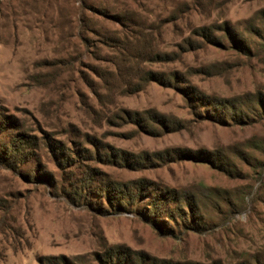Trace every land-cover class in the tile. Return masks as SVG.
I'll return each mask as SVG.
<instances>
[{
  "label": "rangeland",
  "instance_id": "1",
  "mask_svg": "<svg viewBox=\"0 0 264 264\" xmlns=\"http://www.w3.org/2000/svg\"><path fill=\"white\" fill-rule=\"evenodd\" d=\"M262 9L0 0V264H117L113 250L128 264L264 258V41L247 56L221 29L249 37L243 25ZM209 26L221 44L197 34ZM237 99L245 123L232 111L221 123V103ZM167 189L197 206L199 228L166 217L177 202L148 208Z\"/></svg>",
  "mask_w": 264,
  "mask_h": 264
},
{
  "label": "trees",
  "instance_id": "2",
  "mask_svg": "<svg viewBox=\"0 0 264 264\" xmlns=\"http://www.w3.org/2000/svg\"><path fill=\"white\" fill-rule=\"evenodd\" d=\"M215 28V26H209V27H205V28H201L199 30H197V34H201V36L206 37L208 39H211L213 42L217 43V44H221V38L216 39L214 37V32H218ZM222 31L224 33V36L227 37L228 39L230 38V40L232 41L233 45L237 48L238 51H240L241 53H243L244 55L247 56H252L253 54V49H252V43L251 40L253 38H259L261 40L264 41V9L258 11V13L249 21H246L243 25V30L245 32H247L248 34H250L249 37H245L243 36L240 32L235 31L234 29H230L227 25L223 26ZM108 36V37H107ZM110 38L109 35L105 36V40L109 41ZM143 54L144 53H140L137 55V58H143ZM176 53H158L156 55H154L152 58L155 61L161 60V61H166L171 59L176 58ZM132 58V56L130 57V59ZM148 79H152L158 82H170V80L172 79L171 77L166 78L164 77L163 74H159L157 72H153V71H148V73L145 75V80L148 81ZM257 102V105H260L261 107V112H259V114H263L264 113V93H258L256 95V98L254 99ZM227 102L224 101L223 103H221L222 105H224V109L225 111L223 112L224 115L223 117H218L215 116L216 118H218V120H220L221 123L223 124H228V122L226 121V114L230 111H232V115L230 117V119L232 121H236L238 123L240 122H244L243 117H242V112H244L243 108H247L248 107V103L245 102L244 99H237L235 102L231 103V104H226ZM239 105L238 107L236 106ZM252 104V103H251ZM263 112V113H262ZM251 113L252 115H257L256 113V109H251ZM221 118V119H220ZM248 122L249 120H253V117H247ZM248 122L246 124H248ZM245 123V122H244ZM18 137H23V136H18ZM22 141L21 138H19L18 142ZM26 141V140H25ZM26 145L23 146H28V142H25ZM212 154H209V158L208 160H210V162H214V164L217 165L218 163V159L212 158ZM201 158V157H200ZM203 160L204 157H202ZM215 161L217 163H215ZM123 184L120 182L114 183V191L111 192L110 194H116L115 199H117L119 197V195L124 196V189H122ZM74 194L78 195L77 192H75ZM153 194H156L155 196H151L150 197V202L147 203L148 208H150L153 212V214H155L157 212V210L159 209H163L162 207H164L166 204H171L173 202H177V200L179 199L178 195H172L169 193V190L167 189L165 192H162L160 195L157 194L156 192H154ZM139 194H135V196H139ZM142 195V194H141ZM125 199H129L130 195L129 194H125ZM142 197V196H141ZM177 205L176 208L174 209H170V213H168V215L166 216L167 218L171 219L172 221L176 222V218L180 219L183 223H187L185 224V227L187 226H193V228H199V220L201 219V215L199 217L196 216V210L198 209L196 205L190 204L187 201H183V202H177L175 203ZM185 208L188 209L189 214L185 211ZM146 209V208H145ZM152 216V215H151ZM153 217V216H152ZM118 250H113V254H116L117 256H115V259L118 261L117 264H128L127 262L130 261V258L126 257L123 259V261H119L118 258ZM113 260V259H112ZM131 262L135 263V264H139L137 260L131 259ZM142 263V262H141ZM109 264H113L112 262H110ZM246 264H264V258H260V257H255L254 259L252 258L251 261L249 260Z\"/></svg>",
  "mask_w": 264,
  "mask_h": 264
}]
</instances>
